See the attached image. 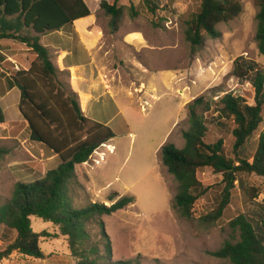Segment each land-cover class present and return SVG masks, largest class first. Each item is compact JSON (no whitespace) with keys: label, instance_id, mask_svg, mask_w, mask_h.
Listing matches in <instances>:
<instances>
[{"label":"rangeland","instance_id":"374dc122","mask_svg":"<svg viewBox=\"0 0 264 264\" xmlns=\"http://www.w3.org/2000/svg\"><path fill=\"white\" fill-rule=\"evenodd\" d=\"M84 1L91 15L77 21L74 28L78 34L71 35L74 40L66 39L67 32L74 31L73 26L49 38L41 37V44L51 49L57 69L50 87L43 85L41 92L58 93L61 98L78 101L88 118L108 126L115 135L106 144L115 147L114 153L110 154L106 147L98 148L106 153L105 162L95 166L90 159L88 165L77 168V178L70 185L74 207L82 209L95 202L111 205V198H134L125 210L95 219L87 226V247L98 246L106 255L99 227L103 221L112 252L111 260L102 264L223 263L211 253L226 241L239 240V233L230 223L240 215L255 221L264 216V178L238 175L229 205L218 220L211 221L208 218L219 210L225 183L212 170H199L198 179L207 192L194 205L192 217L183 218L172 207L179 183L163 166L160 149L166 143L179 149L184 147L183 132L189 129L187 105L198 97L219 95L216 91L232 92L254 104L251 84L238 81L232 71L239 57L264 69V56L260 55L256 41L257 0H240L242 14L230 23L218 25L221 37H206L204 47L194 55L185 33L201 0H155V13L149 11L143 0H120L118 7L123 14L117 32L112 31V17L101 7L104 2L113 5L115 0ZM129 35L139 37L140 43L126 40ZM90 42L93 45L87 44ZM56 46L59 51H55ZM6 49L10 50L6 52L9 57L36 60L24 45L10 44ZM72 51L74 54L68 56L66 52ZM76 62L83 64L79 66L83 67L86 81L80 82V73L75 70H62L64 65ZM8 65L0 66V89L7 87V74L13 73ZM95 85L98 93L82 100L76 94L90 93ZM18 93L21 92L16 88L3 101L8 123L0 126V147L8 149L9 154L0 166V202L11 198L18 182L29 180L34 173L35 177L39 173L36 170L47 173L60 163L47 162L51 152L32 144L25 119L18 116ZM205 118L209 129L207 142L222 138L226 155L233 159V120L218 119L215 112L205 113ZM262 133L264 122L246 144L244 157L250 162ZM32 228L36 233L49 235L40 238L45 259L14 253L0 264H76L67 238L54 236L60 233L56 226L32 217Z\"/></svg>","mask_w":264,"mask_h":264},{"label":"trees","instance_id":"16d2710c","mask_svg":"<svg viewBox=\"0 0 264 264\" xmlns=\"http://www.w3.org/2000/svg\"><path fill=\"white\" fill-rule=\"evenodd\" d=\"M115 0L113 5L101 4L106 14L112 17V31L119 30L122 9ZM149 11L155 13V0H143ZM258 28L256 41L261 56H264V0H257ZM240 0H201L199 11L186 30V41L196 54L205 45V38L218 39L221 34L217 26L230 23L242 14ZM91 15L84 0H0V66L8 65L12 70L6 88L0 89L4 96L14 88L21 92L19 110L25 119L31 141L41 144L60 161L59 166L43 174L41 171L27 181L18 182L11 198L0 202V261L9 259L14 253L44 260L40 238L47 233H36L32 228V217L50 222L60 233L55 237L67 238L76 264H102L111 260V241L103 221L99 222L104 240L105 254L98 246L87 247L90 236L87 226L95 219L112 216L134 203L133 197L109 199L111 205L91 203L77 209L70 196V185L76 180V166L87 163L94 152L114 139L112 130L84 115L78 101L64 99L58 93H42L41 87H50L57 75L50 52L41 44V37L74 25ZM34 34V35H32ZM10 44L24 45L36 57L28 61L18 55L14 58L4 52ZM232 76L238 81H247L254 89V104L232 92L201 96L187 105L189 129L183 132L185 145L182 149L166 143L160 149L161 162L179 183V191L173 199V209L183 218H191L198 199L204 196V188L198 172L210 169L223 177L225 188L218 212L208 220L216 221L229 205L231 194L240 174H255L264 178V133L253 161L244 157L247 142L264 122V69L258 63L244 57L233 63ZM214 94V93H213ZM212 96V97H210ZM217 98V99H216ZM215 112L218 119L233 120V155L225 153L222 138L207 142L209 129L205 113ZM6 124L0 106V126ZM9 154L0 147V166ZM251 193V191H250ZM118 197V196H117ZM239 233L237 242L226 241L212 256L221 264H264V216L259 221L240 215L230 223Z\"/></svg>","mask_w":264,"mask_h":264},{"label":"crops","instance_id":"0c3cea01","mask_svg":"<svg viewBox=\"0 0 264 264\" xmlns=\"http://www.w3.org/2000/svg\"><path fill=\"white\" fill-rule=\"evenodd\" d=\"M90 17V16H89ZM88 18V17H87ZM85 19V18H84ZM77 23V22H76ZM75 23V24H76ZM75 24L74 25H69V26H73V28H74V26H75ZM67 27L68 26H66V27H64L62 30H60V31H57V32H65L66 30H67ZM55 32H53V33H50V34H47V35H44V36H48V38L52 35V34H54ZM73 33H77L78 34V31L76 30V28H74V31H69V32H67V38L66 39H73V37L71 38V35L73 34ZM79 34H81L80 32H79ZM80 36V35H79ZM81 37V36H80ZM74 40V39H73ZM126 40H128L129 42H132V43H134V44H139L140 43V38L139 37H137V36H134V35H129L128 37H127V39ZM61 42V41H60ZM59 42V43H60ZM51 43V42H50ZM89 46H91V45H93L91 42L90 43H87ZM45 47H47V46H45ZM48 48V50H49V52H50V48L49 47H47ZM59 47L58 46H56V50L55 51H59ZM54 51V52H55ZM67 53V55L69 56V55H71V54H74V51H72L71 53L70 52H66ZM3 54H5L6 56H8L7 54H6V52H4ZM50 54H52L51 52H50ZM79 65H83V64H78L77 62L76 63H74V64H68L67 66H63V69L62 70H64V71H72V70H75L77 73H80L79 75H78V77H79V80H80V82L81 81H86L87 79L82 75L83 73V67L82 66H79ZM1 68V67H0ZM16 91V88H14L13 90H11L10 92H8V93H6L3 97H1V99H0V106L3 108V110H4V114H5V119H6V124L8 123V120H7V117H6V107L4 106V99L6 98V97H8L10 94H12V92H15ZM90 93H76L77 95H78V97L82 100V98H87V97H89L91 94H93V93H98V87L95 85L94 87H91L90 88ZM19 94V97L21 98V93H18ZM19 104H20V102H19ZM19 108V107H18ZM82 110H83V106H82ZM83 112H84V115L87 117V115H86V113H85V111L83 110ZM21 113V112H20ZM18 116H19V118H23V116H22V114L21 115H19L18 114ZM88 118V117H87ZM90 119V118H89ZM6 124H5V126H6ZM16 134V133H15ZM32 142V144L33 145H35V146H37V147H44V146H42L41 144H38V143H35V142H33V141H31ZM45 148V147H44ZM48 150V149H47ZM51 152V151H50ZM51 155H50V159H48L49 161H47V162H57V160H59L58 158H57V156L56 155H54L52 152L50 153ZM60 164V163H59ZM46 165V164H45ZM86 165V164H85ZM30 167H32V165H30ZM79 166H76V170H77V168H78ZM37 172H39L38 170H36ZM36 173H34L33 175H32V177L35 175ZM43 174H46V173H43ZM31 177V178H32ZM86 188H87V190L89 191L90 190V188L89 187H87L86 186Z\"/></svg>","mask_w":264,"mask_h":264},{"label":"built area","instance_id":"2783aa9c","mask_svg":"<svg viewBox=\"0 0 264 264\" xmlns=\"http://www.w3.org/2000/svg\"><path fill=\"white\" fill-rule=\"evenodd\" d=\"M102 147H106V150L110 153V154H112V153H114V151H115V147H113V146H108V145H103ZM99 149H97L95 152H94V154L91 156V158L90 159H93L92 161L94 162V165L95 166H100L103 162H105V158H106V153H102V152H99L98 151ZM97 156L98 158H93L94 156ZM85 164H87L88 165V162L87 163H85Z\"/></svg>","mask_w":264,"mask_h":264},{"label":"bare ground","instance_id":"6f19581e","mask_svg":"<svg viewBox=\"0 0 264 264\" xmlns=\"http://www.w3.org/2000/svg\"><path fill=\"white\" fill-rule=\"evenodd\" d=\"M108 88V87H107Z\"/></svg>","mask_w":264,"mask_h":264}]
</instances>
